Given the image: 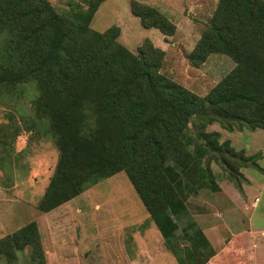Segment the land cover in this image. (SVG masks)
<instances>
[{"label": "trees", "instance_id": "16d2710c", "mask_svg": "<svg viewBox=\"0 0 264 264\" xmlns=\"http://www.w3.org/2000/svg\"><path fill=\"white\" fill-rule=\"evenodd\" d=\"M81 1L85 8L72 10L67 22L46 0H0V85L34 83L35 112L49 121L59 149L38 210L47 213L94 180L123 172L176 264H204L202 236L188 237L190 251L179 249L173 217L192 187L212 180L199 160L219 147L202 132L186 137V125L206 111L264 131V2L218 0L214 19L222 18L224 30L210 20L186 59L197 67L223 53L234 68L199 99L157 73L163 53L147 39L133 55L115 41L116 27L91 31L105 0ZM129 11L142 28L172 34L164 23L144 22L154 16L150 9L130 2ZM36 241L30 222L0 240V255L10 259Z\"/></svg>", "mask_w": 264, "mask_h": 264}, {"label": "rangeland", "instance_id": "374dc122", "mask_svg": "<svg viewBox=\"0 0 264 264\" xmlns=\"http://www.w3.org/2000/svg\"><path fill=\"white\" fill-rule=\"evenodd\" d=\"M46 1L65 21L76 7L85 8L81 0ZM130 2L152 11L154 16H146L145 23H164L167 30L172 27V34L143 29L129 11ZM217 3L105 0L88 28L103 33L116 27L115 41L133 55L147 39L163 53L157 73L200 99L234 68L223 53L208 55L197 67L186 59L214 19ZM214 20L221 33L222 18ZM37 95L34 83L0 85V240L30 222L37 234V248L24 246L10 259L0 255V264H176L123 172L94 180L81 194L48 213L38 210L59 149L49 121L35 112ZM200 132L219 147L199 160L212 180L200 181V189L192 187L194 192L183 200L182 213L173 217V241L179 249L190 251L193 245L188 237L193 242L202 236V247L197 248L200 260L218 254L229 264L264 263L263 252L258 260L251 252L264 239V131L205 111L200 118L191 116L185 136L194 139ZM243 231L249 232L245 242L235 236Z\"/></svg>", "mask_w": 264, "mask_h": 264}, {"label": "crops", "instance_id": "0c3cea01", "mask_svg": "<svg viewBox=\"0 0 264 264\" xmlns=\"http://www.w3.org/2000/svg\"><path fill=\"white\" fill-rule=\"evenodd\" d=\"M144 29V28H143ZM155 30V29H154ZM57 208V207H56ZM55 209V208H54ZM53 209V210H54ZM52 211V210H51ZM50 212V211H49ZM48 213V212H47ZM246 234L248 235L249 234V232H245V231H243V233H239L238 235L236 234L235 236H236V238L238 239V240H240V241H242V242H245V241H247V236H246ZM232 240L233 239H230L229 241H228V243L230 244L231 242H232ZM234 244V243H233ZM227 247V246H226ZM233 250H234V248H232ZM226 251V248L224 249V250H222L221 252H220V254H221V256H223ZM237 253H238V251L239 250H235ZM251 252H254L255 253V256H254V258L256 259V260H258V258H257V256H259V254H261V252H263V254H264V239H262L261 241H260V243L258 242V247L256 248H254V251H251ZM218 261H220L221 262V264H229L228 262H224V260L222 259V258H218V254H215L212 258H210V259H208V261L205 263V264H212V263H216V264H218L217 262ZM254 260H253V263L252 264H254ZM259 262H260V260H259ZM260 264H264V263H260Z\"/></svg>", "mask_w": 264, "mask_h": 264}]
</instances>
